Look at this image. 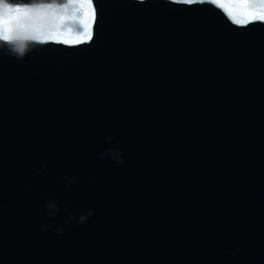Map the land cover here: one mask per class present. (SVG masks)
Returning a JSON list of instances; mask_svg holds the SVG:
<instances>
[{
	"label": "water",
	"instance_id": "1",
	"mask_svg": "<svg viewBox=\"0 0 264 264\" xmlns=\"http://www.w3.org/2000/svg\"><path fill=\"white\" fill-rule=\"evenodd\" d=\"M11 3L0 264H264V0Z\"/></svg>",
	"mask_w": 264,
	"mask_h": 264
},
{
	"label": "clouds",
	"instance_id": "2",
	"mask_svg": "<svg viewBox=\"0 0 264 264\" xmlns=\"http://www.w3.org/2000/svg\"><path fill=\"white\" fill-rule=\"evenodd\" d=\"M13 11V4L11 3V0H0V17H5L9 13ZM7 36H0V40L5 41L9 48V54L13 55L17 58H23L27 51H29L28 43L25 42H18L17 40H14L12 38H5ZM108 139H112V137H109ZM117 162H122V159H117ZM48 208L53 209L54 212L58 211V207L55 203H50L47 205ZM54 214V213H53ZM92 215V212L89 211L86 214L80 215L78 222H84L88 216ZM70 219H75V217H70Z\"/></svg>",
	"mask_w": 264,
	"mask_h": 264
},
{
	"label": "snow or ice",
	"instance_id": "3",
	"mask_svg": "<svg viewBox=\"0 0 264 264\" xmlns=\"http://www.w3.org/2000/svg\"><path fill=\"white\" fill-rule=\"evenodd\" d=\"M262 18H264V17H262ZM5 38H7V37H5Z\"/></svg>",
	"mask_w": 264,
	"mask_h": 264
}]
</instances>
